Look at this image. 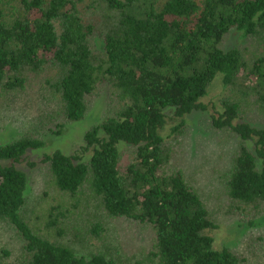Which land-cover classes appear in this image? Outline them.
Masks as SVG:
<instances>
[{"label": "trees", "instance_id": "16d2710c", "mask_svg": "<svg viewBox=\"0 0 264 264\" xmlns=\"http://www.w3.org/2000/svg\"><path fill=\"white\" fill-rule=\"evenodd\" d=\"M231 29L248 44L223 49ZM217 74L224 92L211 126L237 140L220 179L253 223L264 213V0H0V104L33 121L0 144V223L21 242L10 264H120L35 230L24 212L28 177L16 166L45 135L83 119L101 92L108 109L83 134L88 158L45 154L49 183L69 197L87 188L108 216L144 223L153 264H245L214 246L208 197L173 163L166 140L185 116L206 111L200 99ZM166 109L177 119L167 135Z\"/></svg>", "mask_w": 264, "mask_h": 264}, {"label": "rangeland", "instance_id": "374dc122", "mask_svg": "<svg viewBox=\"0 0 264 264\" xmlns=\"http://www.w3.org/2000/svg\"><path fill=\"white\" fill-rule=\"evenodd\" d=\"M247 44L248 41L242 39L239 32L231 29L224 37L222 48ZM223 92L221 75L217 74L208 93L200 99L206 111H194L185 116L184 129L166 140L171 144L174 142L173 163L182 169L191 184L208 197L206 203L218 223V228L212 232L214 246L233 248L247 258L245 264H264V213L250 223L249 215L236 209L241 205L228 198L220 179L237 142L226 132L214 130L209 119L210 114L220 109L218 99ZM107 109V95L101 92L92 100L83 119L68 123L59 135H45L44 147L29 151L16 164L28 177V205L24 212L29 224L41 231L40 234L63 243H74V249L81 254L103 252L113 255L120 264H153L149 255L152 233L144 223L108 216L87 188L75 197L60 193L49 183L47 163L41 160L45 154H51L56 149L80 155L86 160L90 151L82 149L83 134L105 116ZM8 111L0 104V144L20 137L32 128L31 112L21 111L20 108L14 113ZM165 113L164 133L167 135L177 119L171 109H166ZM254 118L252 115L245 120ZM4 163L0 161V164ZM50 212H63L66 220L54 223ZM95 225L101 228L97 234L92 230ZM20 246L17 235L0 223V264H10L19 254ZM4 250L8 254L4 255Z\"/></svg>", "mask_w": 264, "mask_h": 264}]
</instances>
